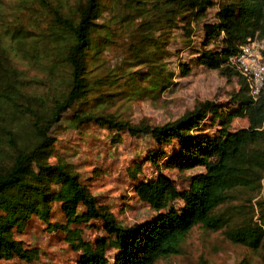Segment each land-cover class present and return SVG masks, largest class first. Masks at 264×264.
<instances>
[{
    "label": "trees",
    "instance_id": "1",
    "mask_svg": "<svg viewBox=\"0 0 264 264\" xmlns=\"http://www.w3.org/2000/svg\"><path fill=\"white\" fill-rule=\"evenodd\" d=\"M248 36L264 39V0H0V259L38 256L16 237L32 216L63 233L77 264H154L196 225L264 254V86L252 97L230 61ZM194 66L238 88L161 123L110 109L158 98ZM69 110L76 124L150 139L127 167L148 218L123 223L71 162L50 159ZM234 117L248 124L233 128ZM196 166L187 187L163 170ZM54 203L64 220H52Z\"/></svg>",
    "mask_w": 264,
    "mask_h": 264
},
{
    "label": "rangeland",
    "instance_id": "2",
    "mask_svg": "<svg viewBox=\"0 0 264 264\" xmlns=\"http://www.w3.org/2000/svg\"><path fill=\"white\" fill-rule=\"evenodd\" d=\"M118 53L113 48L106 51V56L113 62ZM181 54L187 58L184 52ZM173 80L177 84L170 86L156 99L136 97L119 106L113 105L110 109L117 108L135 121L146 118L151 122L161 123L178 117L198 100H227L238 88L236 77L227 79L218 70L204 66H194L188 74L175 76ZM247 124L246 117H234L232 121L233 128ZM52 134L56 140L54 155L50 159L55 160V155L58 154L71 162L81 173V178L91 184L92 191L110 203L123 223L144 220L153 213L130 190V177L127 173L131 158L142 152L150 140L148 137L131 136L126 131H120V137H117L105 124L96 122L76 124L72 120L71 110L54 125ZM154 169L148 162L142 167L146 175L154 174ZM163 170L174 179L178 187H187L189 175L203 169L196 166L186 170ZM96 172L98 174L95 181H89ZM261 193H264V189ZM51 218L60 221L65 219L57 203L53 204ZM99 230L89 229L84 236H92ZM16 237L22 239L27 248H35L38 256L33 260L2 258L0 264H77L75 252L68 247L63 233L45 230L35 216L31 217L21 232L16 233ZM243 258L250 260L251 264H264V254L229 241L220 231H206L196 225L186 236L180 253L160 258L154 264H237Z\"/></svg>",
    "mask_w": 264,
    "mask_h": 264
},
{
    "label": "built area",
    "instance_id": "3",
    "mask_svg": "<svg viewBox=\"0 0 264 264\" xmlns=\"http://www.w3.org/2000/svg\"><path fill=\"white\" fill-rule=\"evenodd\" d=\"M264 39L248 36L240 49L230 56V61L246 77L249 93L257 97L264 86Z\"/></svg>",
    "mask_w": 264,
    "mask_h": 264
}]
</instances>
